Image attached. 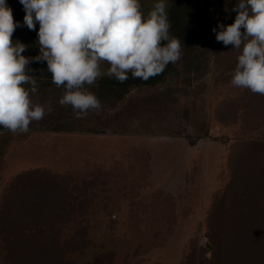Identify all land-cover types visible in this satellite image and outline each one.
Instances as JSON below:
<instances>
[{
	"label": "rangeland",
	"instance_id": "374dc122",
	"mask_svg": "<svg viewBox=\"0 0 264 264\" xmlns=\"http://www.w3.org/2000/svg\"><path fill=\"white\" fill-rule=\"evenodd\" d=\"M237 2L195 0L206 64L191 86L181 74L157 87L136 89L115 108L68 121L65 130L46 120L52 111L26 133L0 130V203L18 175L49 171L68 178L67 190L87 188L85 196L92 198L83 216L88 235L96 246L116 253L115 264H184L191 246L207 245V215L234 168L232 153L264 129L261 119L249 124L217 114L223 102L237 99L242 106L246 98V89L230 83L240 52L218 42L212 31L234 22ZM166 11L170 36L182 47L185 14L178 8ZM172 64L147 81L129 73L123 83L97 80L89 91L103 107L125 86L161 83ZM108 67L101 64L103 72ZM46 68L43 61L29 74L38 83ZM55 94L33 102L51 104Z\"/></svg>",
	"mask_w": 264,
	"mask_h": 264
},
{
	"label": "trees",
	"instance_id": "16d2710c",
	"mask_svg": "<svg viewBox=\"0 0 264 264\" xmlns=\"http://www.w3.org/2000/svg\"><path fill=\"white\" fill-rule=\"evenodd\" d=\"M157 2L159 0H140L145 16ZM165 2L167 8H178L186 17L181 59L171 65L161 83L125 86L112 95L100 111L117 107L131 91L157 87L181 74H184L183 82L191 86L204 69L205 49L199 44V5L195 0ZM6 4L20 24L13 33V41L29 46L22 55H39V24L36 23L35 30L24 25L25 10L20 0H6ZM40 65L41 62L33 61L29 67L38 69ZM112 78L104 75L100 79ZM41 79L37 92L30 93L32 100L41 102L56 92L51 103L52 113L46 120L57 123L60 129H68V121L75 116L70 106L59 104L64 89L52 83L47 68L42 70ZM25 87L30 90L31 85ZM246 90L244 105L240 106L237 99L221 104L217 114L225 116L223 120L228 121L233 115L237 120H248L249 124L260 119L264 122V95ZM184 117L188 118L187 112ZM247 144L235 147L230 158L234 168L207 215L204 238L210 248L208 244L201 248L191 246L184 264H264V129ZM68 183V178L39 170L26 171L11 182L0 203V264L116 263V253L96 246L88 235L83 216L92 198L85 196L87 188L77 186L74 191L67 190Z\"/></svg>",
	"mask_w": 264,
	"mask_h": 264
},
{
	"label": "clouds",
	"instance_id": "9594fccd",
	"mask_svg": "<svg viewBox=\"0 0 264 264\" xmlns=\"http://www.w3.org/2000/svg\"><path fill=\"white\" fill-rule=\"evenodd\" d=\"M24 25L39 24V55H22L29 47L12 37L19 22L6 0H0V127L13 134L29 131L52 111L51 104L34 103L38 90L28 65L47 62L52 83L63 88L61 106H70L75 118L100 111L101 101L88 87L104 75L125 82L144 81L162 74L182 57L181 42L170 36L165 0L147 13L140 0H20ZM232 24L213 28L216 40L239 51L230 83L264 95V0H238ZM110 65L103 72L101 64ZM25 85H31L30 90Z\"/></svg>",
	"mask_w": 264,
	"mask_h": 264
}]
</instances>
